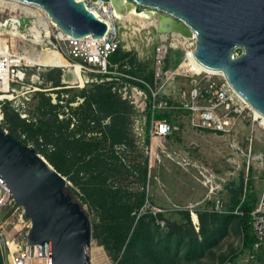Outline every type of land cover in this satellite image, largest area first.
<instances>
[{
	"label": "trees",
	"instance_id": "obj_1",
	"mask_svg": "<svg viewBox=\"0 0 264 264\" xmlns=\"http://www.w3.org/2000/svg\"><path fill=\"white\" fill-rule=\"evenodd\" d=\"M137 60L136 56L132 57L130 52L123 50L122 42L110 58L112 64H119L120 72L154 85L155 69L146 73L137 65ZM169 66L167 59L166 67ZM52 70H59L56 76L49 77L53 86L61 85V69L54 68L49 72ZM119 78L138 83L126 77ZM118 82L95 83L80 90L77 94L84 97L83 104L63 119L59 116L60 106L52 103L44 92L35 95L43 98L39 111L32 114L35 119L30 122L22 118L10 102H6L0 123L9 133L43 154L58 172L70 176L81 189L84 203L97 217L92 228L94 235L114 264H199L201 259L214 253L230 227L241 233L242 247L227 259L236 262L241 256L253 255L251 264H264V244L255 231L253 214L263 190L254 187L253 167L249 172L246 194L244 170L227 184L230 201L225 211L210 209L212 201L196 209L199 229L189 209L143 210L150 201L147 186L150 180L155 181V174L144 153L138 154L141 158L137 162L126 155L128 149L135 145L129 133V120L138 112L113 89ZM139 84L147 89L145 84ZM146 116L145 141L149 144L151 111H147ZM156 117L169 120L175 127L174 112L158 111ZM120 168L129 178L138 173L136 188H128L112 179V176L117 177ZM67 192L70 194L68 189ZM257 243H261L258 248ZM0 264H6L1 245Z\"/></svg>",
	"mask_w": 264,
	"mask_h": 264
},
{
	"label": "built area",
	"instance_id": "obj_2",
	"mask_svg": "<svg viewBox=\"0 0 264 264\" xmlns=\"http://www.w3.org/2000/svg\"><path fill=\"white\" fill-rule=\"evenodd\" d=\"M103 4L92 0H86L90 10L99 18L109 24V31L103 38L94 37L92 34L85 37H73L64 32L40 5L21 0H0V121L3 120V104L10 102L12 107L20 113V116L28 122L34 120L28 109V104L38 92L48 93L52 97V103L60 106L61 119L71 115V110L84 102V97L73 99L71 91L76 88H85L91 84L118 80L114 90L122 99L129 101L138 113L144 114L151 111V125L149 128L150 142L147 144L148 166L154 162V156L160 159L158 149L162 142L173 135L174 126L167 119L157 118L158 111L191 113L193 117L198 115L197 126L213 131L217 136L228 138L230 146L236 153L247 157L245 168V194L250 179V168L256 162L264 165V152L253 154L252 140L249 147L243 149L232 141V133L243 118H254L264 128L262 117H257L254 110L246 100L229 84L214 79L217 74L207 73L202 70L186 72L181 69L184 60L174 68L166 67L170 49L177 48L181 44L174 38V32L167 33L162 41L154 44V85L145 80L119 71V64L110 62L111 56L121 46V40L116 25V15L109 2ZM99 14H97V13ZM163 35V33H161ZM191 41L195 48L196 35L192 34ZM172 40L167 42V39ZM184 38V36H180ZM177 42V43H176ZM182 47H185L181 45ZM50 50L59 52L66 60V65L57 67L51 64H43L40 60ZM62 69V83L58 86L45 85L41 75L51 69ZM67 70L75 72L77 80L65 78ZM190 75L191 87L188 92L190 101L182 103L169 99L176 91V80L179 76ZM126 77L130 80H120ZM198 75H202L199 78ZM43 76V75H42ZM139 83L146 85L147 89ZM169 89H164L165 86ZM185 94L186 92L183 91ZM142 128V127H141ZM145 131V127L140 131ZM6 131H8L6 129ZM170 157L179 163L192 164L186 155L170 154ZM206 185L211 183V193L220 191L225 186V177L210 173L206 167L200 170ZM221 180L218 187L216 179ZM245 196V195H244ZM16 203L11 189L0 180V212L9 208V214L0 223V245L6 264H51L50 245H47V255H39L38 244H30L28 241L29 230L32 226L30 219L26 217L22 206L13 209ZM217 211H225V203L219 199L213 205ZM13 209V210H12ZM191 211L194 220V211ZM12 210V211H11ZM11 211V212H10ZM237 212V211H236ZM196 214V213H195ZM255 216L254 227L261 243L264 244V189L261 193L258 207L253 212ZM198 216V215H197ZM6 220L9 223L3 226ZM195 222V221H194ZM195 224H199L195 222ZM11 230V233L9 232ZM261 243L256 244V248ZM254 256L251 255L252 259ZM260 264V263H257Z\"/></svg>",
	"mask_w": 264,
	"mask_h": 264
},
{
	"label": "water",
	"instance_id": "obj_3",
	"mask_svg": "<svg viewBox=\"0 0 264 264\" xmlns=\"http://www.w3.org/2000/svg\"><path fill=\"white\" fill-rule=\"evenodd\" d=\"M21 1L42 6L73 37L103 38L109 31V24L89 9L86 0ZM128 1L136 8L168 16V30L158 29L160 33L195 34L193 52L199 64L222 71L229 84L264 116V0ZM73 76L66 71V79ZM0 180L13 193V209L22 206L31 220L28 241L38 244L39 255H47L49 244L51 264H92V223L81 203L67 192L66 177L1 123Z\"/></svg>",
	"mask_w": 264,
	"mask_h": 264
},
{
	"label": "rangeland",
	"instance_id": "obj_4",
	"mask_svg": "<svg viewBox=\"0 0 264 264\" xmlns=\"http://www.w3.org/2000/svg\"><path fill=\"white\" fill-rule=\"evenodd\" d=\"M136 10L138 13L152 12L155 14L154 18H159L161 16L159 15L160 13L157 14L153 9L143 6H137ZM115 22L118 26L120 40L123 43V50L130 52L132 57L136 56L138 59L137 65L142 67L146 73L154 69V44L155 42L162 41L164 38L158 28L152 24L147 27H142L140 30H136L134 27L139 26L137 22H124L117 15ZM165 35H167V33ZM171 40L172 39L169 38L167 39V42ZM189 50L190 46L187 45L185 47L180 45L177 48L170 49L168 58L171 65L170 67L174 68L175 66H178L184 60L186 53ZM58 71L59 70H52L51 72L47 71L42 73V75H45L44 77L41 75L43 83L47 86L53 85V82L49 79V77L56 76ZM190 75L191 74L188 76H179L175 83L176 91L172 92L171 95L166 96L172 100L188 103L190 101L188 95L191 87ZM198 77L202 78L203 76L198 75ZM214 79L218 82L224 81V77L219 74L215 75ZM164 89H169V87L166 85ZM80 90H82V88L72 90V96L77 94ZM183 91L186 93L184 94ZM44 95L46 97H50L52 102V97L49 92L44 93ZM78 96L80 95H75L74 99ZM42 98L43 97L41 95H37L30 101L27 106L30 113L36 114L39 111V105ZM80 106L76 108H79ZM73 109H75V107ZM62 112L63 111L61 110L60 113ZM174 115L176 116L174 129L175 133L162 142V147L158 149L160 159L154 156L151 171L155 174V181L150 180V184L147 186L150 201L146 203L143 210L158 212L167 211L169 209L192 208L197 214V208L205 207L208 201H212L214 205L219 199L224 201L227 209L228 202L230 201L227 184L236 179L241 170L245 171L247 166V157L240 153H236L229 145L231 140L229 141L228 138L217 136L213 131L197 126L199 120L198 115L193 117L191 113L183 111L174 112ZM141 127H146L145 115L136 113L130 117L129 120V133L135 145H133L134 147H130L126 152L127 157L129 159H133V162H137L139 158H141L138 156L139 153H144V155L148 154L146 149L147 144L145 141L146 133L144 130L140 131L142 129ZM251 140L253 145V154L264 152V128L260 126L259 121L254 120L253 117H246L240 120L235 131L232 133V141L243 149H246L249 147ZM171 153L186 155L192 164L177 162V160L170 157ZM41 156L46 159L43 154H41ZM203 167H206L210 173L226 178L227 182L222 190H216L214 194L211 193V183L206 185L200 173V170H202ZM251 167H253L254 171V187L256 189L263 190L264 179H262V173L264 172V165L256 162L254 165H251ZM116 175L117 177L112 176V179L116 181V183L120 182L131 189L138 186V173L137 175H131L129 178L128 176H125L124 170L120 168V172H117ZM65 177L68 181L67 189L69 190L71 196H73L76 201L81 203L91 220L93 228L94 223L97 221L96 214L90 209L88 204L84 203V198L82 194H80L81 189L70 179V176ZM216 180L217 182L212 184L218 187L221 185V180L218 178ZM209 207L210 209L213 208L212 205ZM8 214L9 208L1 210L0 223L3 222L4 218L8 216ZM195 226L199 229V224H195ZM9 232L11 233V230H9ZM241 247V233L236 228L230 227L229 233L223 238V240H221L218 247L214 250V253L211 256L209 255L201 259L199 264H251L252 262L250 256L246 255L239 257L236 262H231L229 260V257H232V255L235 252H238ZM90 254L94 264H114V261L109 256L108 251H106L104 246L99 244L93 230Z\"/></svg>",
	"mask_w": 264,
	"mask_h": 264
},
{
	"label": "bare ground",
	"instance_id": "obj_5",
	"mask_svg": "<svg viewBox=\"0 0 264 264\" xmlns=\"http://www.w3.org/2000/svg\"><path fill=\"white\" fill-rule=\"evenodd\" d=\"M96 2L103 4V1L96 0ZM111 6L113 7L114 14L117 15L119 18H121L124 22L125 21H131V22H137L139 26H135L134 29L140 30L142 27H147L149 25H155L159 30L162 32H165L168 30L170 18L168 16H160L159 18H154V13L152 12H144V13H138L136 10V7L134 4H130L128 0H112ZM97 13V12H96ZM98 14V13H97ZM99 15V14H98ZM166 34V33H165ZM163 34V37H166V35ZM174 38L183 46H190V50L186 53L187 59L182 62L181 69L189 72V71H195V70H202L207 73H213V74H219L222 77H224V74L222 71L219 70H212L207 67H204L199 64V62L194 57L193 48H191V45H193L191 38L184 36V38H180L182 35L179 32H174ZM183 36V35H182ZM177 43V42H176ZM189 45H188V44ZM43 64H51L55 65L57 67H61L66 65L65 58L57 51L50 50L46 54H44L40 60ZM73 81H76L77 75L75 72H73ZM244 99V98H243ZM245 100V99H244ZM247 102V101H246ZM255 112L257 117H262L264 122V116L256 111L249 103H247ZM195 214V213H194ZM197 215V214H196ZM194 215V220L196 223H198L199 218L198 216ZM10 220H6L3 224V226L7 225ZM92 264H94L92 260Z\"/></svg>",
	"mask_w": 264,
	"mask_h": 264
},
{
	"label": "crops",
	"instance_id": "obj_6",
	"mask_svg": "<svg viewBox=\"0 0 264 264\" xmlns=\"http://www.w3.org/2000/svg\"><path fill=\"white\" fill-rule=\"evenodd\" d=\"M155 47V46H154ZM180 112H182V111H180ZM195 215V214H194ZM197 216V215H196ZM198 218V217H197ZM195 221V220H194Z\"/></svg>",
	"mask_w": 264,
	"mask_h": 264
}]
</instances>
